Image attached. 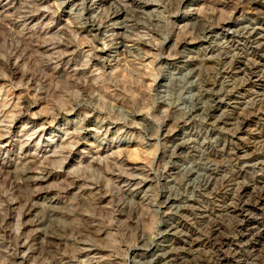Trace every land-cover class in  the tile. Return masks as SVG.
<instances>
[{"label":"clouds","instance_id":"9594fccd","mask_svg":"<svg viewBox=\"0 0 264 264\" xmlns=\"http://www.w3.org/2000/svg\"><path fill=\"white\" fill-rule=\"evenodd\" d=\"M254 2L204 0L196 8L189 0H111L102 8L99 0H23L7 12L14 5L3 0L0 79L6 85L0 90L20 89L26 103L0 107V141H7L0 149L18 144L23 153L35 141L37 154L10 171L0 166V264H140L171 231L168 217L201 200L215 177L230 194L239 162L207 159L216 143V125L209 127L215 102L203 62L193 67L197 58L188 48L211 40L214 29L240 25L225 29L232 40L210 49L221 72L257 31L258 17L247 11ZM66 6L68 22L37 35L55 28ZM25 114L43 123L25 124L13 136ZM61 120L70 130L61 129L58 146L39 156L44 133ZM184 128L185 138L173 144ZM124 144L137 146L131 163L128 148L109 150ZM174 199L181 203L169 208ZM225 230L235 227L228 223ZM213 234L206 233L209 240ZM185 253L164 252L147 264H179ZM190 256L191 264H217L219 250ZM237 256V264H264V250Z\"/></svg>","mask_w":264,"mask_h":264},{"label":"rangeland","instance_id":"374dc122","mask_svg":"<svg viewBox=\"0 0 264 264\" xmlns=\"http://www.w3.org/2000/svg\"><path fill=\"white\" fill-rule=\"evenodd\" d=\"M189 2L192 7L196 8L202 7L204 4V0H189ZM110 3L111 0H105L101 2L100 7L106 8ZM10 4L14 7L9 6L7 12L21 8L23 0H10ZM69 8L70 6H66L57 18L55 28L46 33L37 32V35L52 34L57 28L66 24L69 19ZM4 11L3 0H0V12ZM247 11L252 18L258 17L257 24L254 25L257 27L258 41L253 45L262 44L252 48L249 44H244V51L240 58L231 62L230 65L225 62L223 68L225 72L219 74L215 71L216 65L211 60L215 53L210 49L213 43L217 44L224 40L222 33L226 28L236 29L239 25L230 23L222 28L214 29L212 34H218L220 40H215L214 36V40L199 41L188 48L189 57L198 54L200 60L197 61V64L201 65L203 62L208 79L207 87L218 100L217 109L211 113L209 127L213 123L216 125L211 130V137L219 139V150L212 151L207 159L213 164H220L225 160L238 161L239 175L232 181L230 194L223 191L222 178L217 176L212 180L207 193L201 200L188 201V206L181 208L179 213L168 217L165 230L171 229L170 234L159 240L158 243H163L164 246L155 253L168 252L175 256L177 251L186 249L187 253L181 255L179 264H191L194 259L190 256L192 252L208 256L210 252L216 253L219 250L217 264H237V261L242 257L237 256L236 260L232 257L242 250H255L258 254L264 250V108L259 109L256 104L257 99L261 97L259 94H264V89L258 86L260 81L257 80V76H251L249 70L251 65L259 62L261 71L259 73L264 71L262 60V55H264V0H256L248 6ZM43 15L40 13L31 17V23H36ZM82 34L86 35L87 32ZM225 40H228L227 37ZM233 46L235 47V45ZM183 64L184 61L181 60L177 67L183 66ZM65 67H67V62ZM173 70L175 71V69ZM13 72L15 73L13 79H18L19 73L15 69ZM0 85H6V81L0 79ZM20 97V89L10 90L8 87H4L3 90H0V107H4L8 103L15 105ZM20 102L26 103L25 100H20ZM35 110L34 108L33 111ZM42 123L43 120H37L25 114L14 123L13 136H18L25 124H28L30 128H35ZM88 126L95 127V121H91ZM61 129L70 130L64 120H61L56 127H49L46 130L44 133L45 147L39 150V156H46L50 150H54L58 146L59 141L63 138ZM188 131L189 128H184L178 132L172 139L173 144L183 140L184 133ZM0 143H7V141H0ZM119 147L129 149V163L136 159V145H117L116 148L109 150H118ZM36 154L35 141L23 153L19 151L18 144H8L6 148L0 149V166H4L6 171H10L17 164L35 160ZM242 180H247L248 183L239 188L238 192L237 186ZM44 195L46 194L38 197L41 202H43ZM180 203L181 201L175 200V205ZM170 204L169 208L174 203ZM228 223L234 225V232L225 230ZM213 225H215L214 229ZM209 231H214L210 240L206 235ZM42 241L43 236H41ZM52 242L58 243V241ZM213 245L216 247L214 248ZM154 255L150 253L144 255L140 264H147V261Z\"/></svg>","mask_w":264,"mask_h":264},{"label":"bare ground","instance_id":"6f19581e","mask_svg":"<svg viewBox=\"0 0 264 264\" xmlns=\"http://www.w3.org/2000/svg\"><path fill=\"white\" fill-rule=\"evenodd\" d=\"M103 1H105V0H99V5L101 4V2H103ZM238 25V24H237ZM238 27H240V25L238 26ZM237 27V28H238ZM254 27H256V26H254ZM257 28V27H256ZM223 34V39L225 40L226 39V37H227V39L228 40H232L233 39V36H232V32L231 31H225L224 33H222ZM257 34H258V32L256 31L255 33H253L252 34V36H251V38L246 42V44L248 45L249 44V46L252 48V47H256V46H258V45H260V44H262V43H259V44H256V45H253V44H255V43H257V41H258V36H257ZM210 35L212 36V39L214 40V38H215V40H217L216 39V37H218L217 35H213L212 33H210ZM215 36V37H214ZM214 37V38H213ZM211 39V40H212ZM223 41V40H222ZM221 41H219V42H217V44H219ZM238 43H239V41H238ZM244 47V46H243ZM259 52V51H258ZM254 54V53H253ZM190 57H196L197 58V61L198 60H200L199 59V57H198V54H194L193 56H190ZM262 60H263V62H264V55H262ZM189 63H191V61H189ZM259 62H257V63H254L253 65H251L250 66V74H251V76H257V80L258 81H260L259 83L260 84H258V86L259 87H261L262 89H264V71L262 72V73H259V72H261L260 70H259ZM182 66V65H181ZM193 66V65H192ZM193 67H197V68H199V67H201V65H198L197 63L196 64H194V66ZM221 72H225L224 70H222ZM249 72V71H248ZM219 74H220V72H219ZM206 80H207V83H208V79L206 78ZM248 82H250V81H248ZM258 93V92H257ZM261 97H259L257 100V106H259V109H263L264 108V94H259ZM210 96H211V98L214 100V102H215V108L214 109H217V102H218V100H216V97L214 96V94L213 93H211L210 92ZM213 109V110H214ZM212 110V111H213ZM211 139L212 140H214V141H216V143H215V145H209V147L211 148V152L213 151H217V150H219L218 149V146H219V144H220V142H219V139H213L212 137H211ZM224 148V147H223ZM213 154V153H212ZM211 154V155H212ZM170 203H174L173 205H175V200H173V201H171ZM171 205V204H170ZM172 205V206H173ZM169 226V225H168ZM169 229V228H168ZM167 231V230H166ZM168 234H170L169 232H167V234L166 235H168ZM165 235V236H166ZM159 244V246L156 248V249H154L150 254H155L154 256H156V255H158V254H161V253H164V252H158V253H155L156 251H158V250H161V248H162V246H164V244L163 243H158ZM151 259V258H150ZM149 259V260H150Z\"/></svg>","mask_w":264,"mask_h":264}]
</instances>
